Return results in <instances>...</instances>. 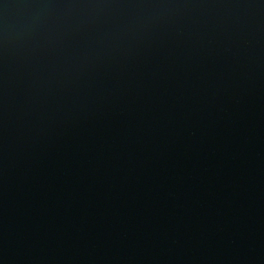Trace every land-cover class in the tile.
<instances>
[{"label": "water", "instance_id": "95a60500", "mask_svg": "<svg viewBox=\"0 0 264 264\" xmlns=\"http://www.w3.org/2000/svg\"><path fill=\"white\" fill-rule=\"evenodd\" d=\"M0 264H264V0H0Z\"/></svg>", "mask_w": 264, "mask_h": 264}]
</instances>
